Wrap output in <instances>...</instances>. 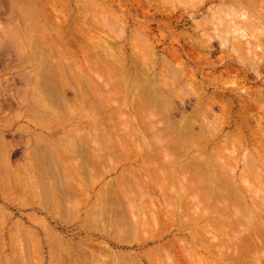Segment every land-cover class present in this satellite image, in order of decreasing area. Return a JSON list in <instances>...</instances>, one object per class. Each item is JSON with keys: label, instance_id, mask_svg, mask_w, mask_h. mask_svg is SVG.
I'll use <instances>...</instances> for the list:
<instances>
[{"label": "rangeland", "instance_id": "1", "mask_svg": "<svg viewBox=\"0 0 264 264\" xmlns=\"http://www.w3.org/2000/svg\"><path fill=\"white\" fill-rule=\"evenodd\" d=\"M232 2L234 4L237 3L234 5ZM233 17L236 18V20H231V18L234 19ZM220 20L223 24L224 22L228 24H224V26L226 25L225 28L228 27V30L226 29L228 33L222 36L223 39L224 35L226 36V42H224V44L220 42L221 38L219 39L215 34V30L217 29L218 31V28L224 30V26ZM88 21L91 24H89ZM98 22L99 24H96ZM209 22H212V25ZM198 23L200 26H196ZM243 23L244 25H251L249 26L251 27V33L249 32L250 35L245 29V32L242 31ZM238 24L241 26L239 27ZM221 25L223 26L222 28ZM214 26L215 29L213 28ZM197 27L199 28L197 29ZM222 30L219 31L222 33ZM89 31H92V33L90 32L89 34ZM245 33H248V35ZM88 34L91 37H89ZM143 41L150 45H146ZM247 41L249 42L248 47L245 44ZM255 42L257 44L258 42L261 43L260 46H256L257 44ZM109 43L110 45H108ZM103 44H105L106 47H104ZM231 44H235L234 46L237 47L236 50H240V53L244 52L240 54L243 58V55H249L247 58L245 57L246 60H248L249 57V59L252 58L251 60H253V62L248 60L250 62H247V64L244 63L242 57L236 55L239 53L234 54L232 52L231 49L232 47L234 48V46ZM254 44H256V48ZM96 46L98 47L96 48ZM140 51L143 52V55ZM173 52L176 55H174ZM248 52L250 53L248 54ZM257 56H259L260 59ZM95 57H97V59ZM98 57H100L99 60ZM239 57L241 60L237 59ZM131 58L133 59L131 60ZM147 58L148 61H146ZM261 58H264V0H0V264H127V262L133 264V261L136 264H166L167 262L169 264H238L235 262L237 261L235 259H238V255L239 258L241 257L240 260L243 257H247L245 260L242 259L244 264H247L245 261L252 263L255 261V264H264V252L258 251L259 254H257V249L254 246V242L256 244H258L257 242L260 243V240H257L259 239L257 238L258 235L260 236L262 232L264 233V224L262 223V221L264 222V217L262 218V216H264V59ZM102 60L103 62H101ZM242 60L243 62H241ZM102 63H105V66L102 65ZM109 63L111 65H109ZM100 64L105 68L108 67L106 69H110L109 72L112 70L110 74H108V70L106 72ZM87 65L89 69L92 67L89 72ZM252 65L253 67H250ZM102 70L104 73L106 72L105 74L111 76L105 77L106 75H103L104 73L101 72ZM119 71H121L120 74ZM173 71H176L178 75L176 76ZM122 75H124V77ZM158 75H160V77ZM114 77L118 79L116 80ZM175 77L178 80L175 79ZM49 78L50 80L54 78L52 80L53 83H48ZM57 78L62 80L63 83ZM109 78L116 81L112 82ZM172 79L176 81L174 82ZM42 80L43 82H41ZM54 80L65 87L59 84L60 87H57V85H55L57 82L55 83ZM108 80L111 81L109 82ZM146 80H150V82L154 84V87H152L153 84L148 86L150 83L147 84L148 81L146 82ZM190 80H192V84ZM46 83L48 86L44 85ZM118 84L119 88H117ZM54 85L55 88H52ZM120 85H122V88ZM189 85H193L192 88H189ZM114 86H116V89ZM197 87H199L201 91ZM86 88L89 92L86 91L87 95L84 91ZM125 88L126 90H124ZM184 88L189 89L190 92ZM182 89L185 91H182ZM52 90L56 92L55 97H52L55 95ZM56 90H58V93ZM81 90L84 92H82L84 95H82ZM90 90H93L92 92L95 94L93 93V95H91ZM144 90L147 92V95L150 94L148 97H146L147 95L145 96L146 93ZM107 92H110L113 98L110 97L111 94L110 96L109 94L107 95ZM229 92L231 93L228 94ZM72 94L74 97L71 96ZM74 94L80 97L77 98ZM141 95L146 97V102H144L145 99H142L143 97L140 98ZM151 95L156 97L155 99H153L154 97L152 98L155 103L158 101L156 104L164 102L162 109L159 107L162 111L156 109L157 105L155 103H150L151 101L149 100L151 99ZM223 95L225 97H223ZM86 96L91 98L88 97V99ZM84 97L86 98L85 100H83ZM158 97H162V99L159 101ZM139 98L143 100L142 102L144 105L147 104V101L150 103L147 104L149 106L155 104V110L153 108L151 110L147 108L144 109ZM51 99L55 100L52 101ZM90 99L94 101L88 102V107H86L85 102ZM111 99L115 103L112 102ZM224 99L228 101V104L226 103L227 101L224 103ZM56 100L57 102L55 105H57V107L52 104ZM50 101L52 102L50 103ZM106 101L108 103H106ZM138 101L143 110L140 109V107L137 108ZM198 101L201 103V106ZM229 101H232L231 103L235 102L229 105ZM102 103H105L104 105L107 107ZM119 104L122 107H118ZM222 104H227L231 107V111L228 110L229 107H227V105L224 107ZM78 105L81 106L79 107ZM70 106H77L80 109L76 107V110V108ZM159 106L161 105L159 104ZM49 107L50 109H48ZM109 107H111V110H109ZM144 107L148 106L145 105ZM224 108H226L229 112L228 114H230L227 115V118L225 114L227 110H223ZM122 109H125L124 112H121L123 111ZM201 109L203 110L201 111ZM46 110L51 111V113ZM148 110H150V112H152V110L154 112L156 111L155 113L153 112L155 114V119L153 118L154 122H152L149 116L150 113H146L149 120H145L144 118L141 119L142 114L145 113V111L148 112ZM133 111L140 115L136 117ZM194 112H197L198 116ZM158 113L162 114V118L168 113V117L163 119H166L167 122L170 120L172 123H178L172 124L169 121L167 128L166 125L164 126L165 122L162 121V118H157L159 116ZM200 113H203V115ZM223 113L225 117L222 115ZM243 113L246 115H243ZM111 114L112 116H110ZM113 115H115V119ZM156 115L158 116L156 117ZM121 116L122 118L125 117V119H122L123 121L119 119ZM126 116L130 117L127 118ZM97 117H99V119ZM128 119H130V121H127ZM158 119L161 121H158ZM218 119L221 120V123H219L220 120ZM136 120L139 121V124L143 120H145L142 122L143 124H145L144 122L150 124L148 128L147 125L142 124L144 126V128L142 127V129H144L142 132L144 134L141 132L142 129H140L141 124L140 126L139 124L137 126L134 125L136 124ZM216 120L218 124L215 123ZM150 121L157 128L160 127L164 129L166 127V130L164 129L166 132L170 125L175 130L178 126L182 128L185 125L186 127L185 121L189 123H187L188 127H184V129H180L179 127L176 129L180 131V135H185V138L180 135V138L179 136H177L178 138H176V136L173 137L170 135L171 129L168 130L170 132H168L169 134L167 133L169 136L167 135L166 140L170 141L165 142V144L171 145L175 143L176 145L179 142L182 144L176 146L172 145L177 149L175 148L174 150L173 148L171 152L175 155L177 150L179 153V155L176 154V159L183 156L187 161V158L189 159L190 156L194 155L191 150H194V152L198 151L192 147L188 148V146V149L184 148L186 144L184 146L182 140L184 139V142L188 141V143H190L189 140H191V138L186 140L188 139L187 135L190 137L189 133L191 134V132H194L199 135L201 134L198 136V138L201 139H198L194 136L197 134L192 133L194 140H191V142L194 141L195 143L193 142L190 145H193V147L198 144V140L201 142L207 136V141L209 140L207 146H209V148L207 146L206 148L209 150L203 152L206 150L205 148L202 153L206 154L207 152L208 154L201 155L200 152V156L197 155V157L195 155V158L197 160L198 158H203V160L206 159L207 161L209 159L210 161H208V164L209 162L212 164L213 162H217V164H213L217 166L214 167V171L217 170L218 172V169L221 168L218 173L221 175V179H223L224 182L232 178V180L230 179L232 183L229 181L228 184L230 185L231 183V185H233L228 187H233L232 189L236 188L235 193L230 190L233 194L228 192V194H225L226 197H223L222 194L224 191L226 189L229 191L223 180V183H221L223 184L222 187L216 186V188L226 189L221 190L222 192H216L218 194L221 193V197H219H223L224 201L229 199L230 203L233 197H238L237 199H233V201L242 207L238 209L242 212H247L245 213L247 216L242 215L243 213H239V215L243 217L237 216L238 218L240 217V220H237V217L234 216L236 219H233V212L238 215V211H234L236 207L233 209L232 213H229V210L231 212L232 210L230 208L233 206L228 208L229 210L227 213H224L222 208L226 209L227 207L220 206L221 208L219 209V206L216 205L217 203H215L214 206H218L219 211L214 208L212 209L213 213H211L212 211L209 205L212 204L213 206V201H215V199L218 200L219 197L214 198V194L217 195V193H211L214 200L210 198L209 192L211 190L209 189V200L213 203L210 201L209 204V200L207 202L201 201L207 204L210 210H207L208 213L204 212L207 219H203L204 217L200 219V216L203 214L201 210H205L204 208L207 206L204 205L205 207H201V210H199L201 214L199 216L196 210L197 208L195 211L193 207L196 203L194 205L191 201L196 198L200 200V197L201 200H204L203 197H205L206 194L203 193V189L207 192L208 190L206 191V188H211L213 186L212 182L210 184V179L209 182L206 180L209 183L208 185L205 178L204 180L202 178L199 180L200 184H196L198 181H194L196 185L193 183V186L196 187H193L192 193L197 192L198 196L199 193H203V195L196 197L197 195L194 193L195 195L190 201L192 195V185L190 184H192L191 182L193 181L189 179V181H191L190 184L189 182L186 183L188 179L185 178L186 180H184V178H182L185 174L182 176L184 172L182 173L181 171L183 170L181 169H183L182 166H190L188 163H191V160L189 159L190 162L188 160V163H186L183 158L182 161L179 158V163H186L185 166H181L182 163L179 166V163H176L179 159H174L175 157L170 155V151H167L166 148L168 145H166L167 147L165 146L166 148L164 147L165 149L163 150L167 151L165 154L169 153L167 156H171L169 159H172V165L168 164V161H166L167 165L171 167L167 169V167L164 166L165 162L163 163L164 167H160L162 165L160 163L154 166V161L151 165H148L147 161L158 156V154L155 153L159 151V147L156 145L158 150L155 149L157 150V152H155L153 147L154 142L157 140L160 146L159 142L163 139V137L162 139L160 137V140L156 138L155 133L157 131L155 132V129L153 130V128H151L154 125ZM156 121L158 122L155 124ZM127 122L128 125L132 123V127L130 125V128L128 127L126 129ZM160 122L163 125H161ZM124 123L126 127L123 125L125 128L123 131L129 129L130 135L135 132L136 136L133 134L128 137L129 135L118 132V129L122 127L119 124ZM226 123L227 125L229 123L228 127ZM181 124L184 125L181 126ZM219 124H221V126ZM112 126H115L116 129H114V127L112 128ZM218 126L220 127L218 128ZM133 127H137L136 129L140 128L136 131ZM109 128L111 129L110 132ZM149 128L154 132L150 135V131L149 135L156 138L155 141L152 139L154 137L151 138L154 141L152 142L153 148L150 145L147 147L145 144L151 142L147 141L150 140V136L146 135V133L148 134L149 132H145V130H149ZM238 128L240 129L237 130ZM116 130H118L117 132L120 134L119 137L121 138L117 137L118 133L115 134ZM158 130V132H165L160 129ZM176 130L173 131V133L177 134L178 132ZM181 130H184V132ZM187 130L191 132H187ZM139 131L140 133H138ZM211 132L216 139L212 136ZM101 133L106 135H102ZM185 133H187V135ZM89 134H91V137ZM100 134L102 137L100 136L101 139L99 140V136L97 135ZM109 134H113L111 135L113 136L112 140H115V137H117L122 143L120 144L119 140L118 142L116 141V144H114L115 142H109L110 146H115L116 148L114 152L113 150L109 152L111 154V160L108 161V159H105V156L101 157V154L97 153L99 148L96 147V145L98 146L100 142L102 143L105 141V136ZM156 134H160L158 137L162 135L164 139L166 138V134ZM240 136H244L243 142L240 140L242 139ZM169 137L173 138L169 139ZM229 137L233 143L230 142L231 140ZM131 138L132 140H129ZM195 138H197V140H195ZM142 140H146V142ZM239 140L242 143L238 142ZM127 141H129L128 144ZM234 141L236 145H234ZM138 143L145 144L146 146ZM122 144H124L121 149L122 151H118V146ZM162 144L163 143H161V145ZM216 144L218 145L216 146ZM125 145L126 147L124 148ZM131 145L133 146L131 147ZM238 145H240V147ZM141 146H143L144 149L147 147L149 150L152 148L151 150H153L155 152L154 154L157 156L154 157L153 155V157L150 156L148 158V155L150 153L152 154L153 151L149 153V151L145 149L148 151L147 153H149L147 155L145 153L146 151L143 150ZM172 146H169L168 149H171ZM178 147L183 150L179 148V151ZM137 149L143 150V155L141 151ZM185 149L188 150V155L185 154ZM189 149L192 154L189 153ZM235 149L237 150L234 151ZM95 152L99 155V159L100 157L101 159L104 158V161L101 159L100 161L99 159L98 161H94L98 158ZM198 153L199 152H197V154ZM220 154L221 156H219ZM92 155L93 157L96 155L97 158L94 159L91 157ZM159 156L155 158V160L157 162L161 161L162 163L163 161ZM206 157H208V159ZM219 157H223V159ZM83 158L85 161H87V158L89 159V165L90 162H96V164H91L90 167ZM90 158L94 159V162ZM219 159H221V162L219 161L220 163L217 161ZM223 160L224 162L222 164ZM156 161L155 163H157ZM169 161L171 162V160ZM174 163H176V165L178 164V166H173ZM227 164L230 165V168L227 167ZM77 165H82L83 167H77ZM221 165L225 166L223 167ZM159 168H166L164 172V169L161 171V174L163 173L162 175L160 174ZM210 168L211 167H207L208 170ZM174 169L177 170L175 171ZM195 169L196 168L191 169L193 171L188 170V174L191 172L194 173L196 171ZM200 169L204 170L203 167H200ZM211 169L214 173L213 168ZM198 170L199 168L197 171ZM166 171L167 173H165ZM197 171L194 174H196ZM220 171L225 172V175L229 176V178L223 173L221 174ZM156 172L159 173L157 174ZM199 173L201 174L202 172H198L196 175L197 179L203 175L200 176ZM218 173L215 174L220 178ZM165 174L166 176H164ZM206 175L204 174L207 179L208 177ZM222 175L228 179H224ZM240 175L244 179L246 178L245 180L248 179L251 183L246 181L245 187V185L241 183L245 180L243 178L241 179ZM175 177H177L176 179H178V177L180 179L175 180ZM187 178H189V176H187ZM193 178L197 180L196 177ZM159 179L160 181H158ZM154 180L155 183H153ZM119 182L120 184H118ZM202 182L211 187H205ZM175 183L178 188L175 187ZM247 183H249V185H247ZM178 184H181L180 187L183 186V188H181V194L183 196L175 193V191H180ZM135 185L137 189L134 190V188H136ZM168 185L169 187H173V189L169 188ZM129 186L131 187L129 188ZM187 187L190 188L187 189ZM249 187L250 189L253 187L252 191L254 189L256 191L254 190L252 194L249 189H246ZM175 188L176 190L174 191ZM139 190H142V192ZM125 191L130 193L129 195L131 197L125 193ZM123 193L127 194L130 199L128 197L124 198ZM178 195L181 197H178ZM188 195H190V199ZM227 195H230L228 199ZM143 196H145V198H143ZM206 197L208 199V196ZM258 197L262 198L260 199ZM187 199H189L188 202L190 203H186ZM259 199L263 203L258 201ZM129 200L130 202L128 203ZM237 200H240V204L245 203V205H240ZM254 202L259 206L262 203L263 206H261L263 210L260 209L258 205H256V207ZM126 203L128 205L135 203L133 205L134 207L132 206L134 209L133 213L131 212L132 209L127 210L130 207L128 208ZM203 203H201V205ZM188 204H190L189 207ZM191 209L194 211L192 210L193 212H191ZM215 210L218 212L214 213ZM152 211L154 212L152 213ZM259 211L263 213H259ZM187 212H191L193 215L195 214L194 217H197L194 218L193 215H189V218H187ZM219 213L222 214V217L225 215L226 225L218 221L220 220V217L218 218V215H220ZM184 214L187 215L181 218ZM229 214L231 217L228 216ZM172 216L173 221L171 220ZM248 217H251V219H247ZM217 218L218 220H216ZM246 220H250V225L252 223L254 228L260 232H255L256 230L254 231L253 227L249 228V231H247L248 229L244 226V229L241 228L245 222L247 223ZM152 221H154V223H152ZM207 221L208 224H210L209 226L206 224ZM241 221L243 224H241ZM235 222V226L237 227L233 225ZM179 224L180 227L177 226ZM228 224L230 225L229 228H233V230H229ZM212 225L214 226L212 227ZM214 227H216V229L218 227L220 228H218L217 231H221V229H224V231L216 235L217 232H214L216 231ZM234 229L237 232H234ZM250 231L257 234V239L251 235L257 242L256 240L254 242H248L247 246H244L246 244H242L243 248L241 249L244 250L245 248L246 250L244 252H246L250 247L254 246L255 249L253 247V249L250 250V252L253 253L248 254L246 252L244 256L242 254H236L237 251H242L239 245L241 243L237 241L240 240L239 242H242L241 239L246 236L247 232L250 234ZM224 232L226 233L224 234ZM253 232L251 234H253ZM233 233L235 235L233 236V238L235 237L234 239L230 236ZM195 234H199L197 236H203L204 240L200 238V240L202 239V241H204V243L201 241L203 244H201L200 240H197L199 239L198 237L196 239ZM210 234H213L215 239L218 238L217 240L219 241L214 240V236L212 235V237ZM261 238V241H263L264 235H262ZM222 244L223 246L226 244L225 246H227V248L229 247L228 249L230 252L227 248L225 249ZM250 244H252V246ZM182 245L184 249L185 247L187 248L184 252L181 250V248L183 249ZM214 247L215 250L219 248L218 251H224V253H217V250L215 252V250L212 249ZM234 247L235 249L233 250ZM222 248H224V250ZM164 251H166L165 253L168 255L164 254ZM233 251L236 252L232 253ZM161 252L162 255L164 254L165 256L163 255L162 257ZM214 252L216 256L214 255L212 257V253ZM184 253H187L186 256ZM254 253H256V257ZM232 254H236V257H233L234 255L232 256ZM188 256L189 259L193 258L192 260L194 263L192 260L187 259ZM259 257H261V260ZM249 262L248 264H252Z\"/></svg>", "mask_w": 264, "mask_h": 264}, {"label": "bare ground", "instance_id": "2", "mask_svg": "<svg viewBox=\"0 0 264 264\" xmlns=\"http://www.w3.org/2000/svg\"><path fill=\"white\" fill-rule=\"evenodd\" d=\"M174 1H175V0H174ZM177 3H178V2H177ZM229 3H230V2H229ZM236 3H237V2H236ZM236 3H235V4H236ZM232 4H234V3L232 2ZM235 4H234V5H235ZM237 5H240V4H237ZM92 7H93V6H92ZM241 7H242V6H241ZM141 8H142V7H141ZM141 8H140V9H141ZM91 9H92V8H91ZM92 11H93V10H92ZM145 13H146V12H145ZM93 14H94V13H93ZM224 14H226V13H224ZM227 14H228V13H227ZM234 14H235V13H234ZM123 15H124V13H123ZM228 15H229V14H228ZM99 16H100V15H99ZM104 16H105V15H104ZM214 16H215V15H214ZM232 16H233V15H232ZM232 16H231V17H232ZM93 17H95V16H93ZM93 17H92V18H93ZM100 17H101V16H100ZM102 17H103V16H102ZM114 17H115V16H114ZM212 17H213V16H212ZM229 17H230V15H229ZM244 17H245V16H244ZM106 18H107V17H106ZM233 18H234V17H233ZM83 19H84V18H83ZM83 19H82V20H83ZM225 19H226V16H225ZM88 20H89V19H88ZM206 20H207V19H206ZM206 20H205V21H206ZM209 20H210V19H209ZM212 20H213V19H212ZM227 20H228V19H227ZM231 20H236V18H234V19L231 18ZM246 20H247V19H246ZM91 21H93V20H91ZM106 21H107V20H106ZM123 21H125V20H123ZM205 21H204V23H205ZM213 21H214V20H213ZM217 21H218V20H217ZM217 21H216V22H217ZM207 22H208V20H207ZM207 22H206V23H207ZM220 22H221V20H220ZM228 22H229V21H228ZM88 23L91 24L89 21H88ZM102 23H103V22H102ZM105 23H106V22H105ZM105 23H104V24H105ZM209 23H210V22H209ZM211 23H212V22H211ZM211 23H210V24H211ZM221 23H222V22H221ZM221 23H220V24H221ZM237 23H238V21H237ZM237 23H235V24H237ZM248 23H249V22H248ZM89 24H88V25H89ZM96 24H99V22L96 23ZM207 24H208V23H207ZM215 24H217V23H215ZM215 24H213V25H215ZM222 24H223V23H222ZM224 24H226V23L224 22ZM224 24H223V26H224ZM262 24H263V23H262ZM100 25H101V23H100ZM195 25H196V24H195ZM208 25H209V24H208ZM211 25H212V24H211ZM218 25H219V24H218ZM226 25H228V24H226ZM226 25H225V26H226ZM238 25H239V27L241 26L240 24H238ZM252 25H253V24H252ZM92 26H93V24H92ZM111 26H112V25H111ZM124 26H125V25H124ZM196 26H200L199 23H198ZM215 26H216V25H215ZM215 26L213 27L214 29H215ZM223 26L221 25V28H222ZM225 26L223 27L224 30L219 29V28L216 26V27L218 28V31H219V30H220V31L222 30V33H221L220 31H219V33H218L217 29L215 30V31H216L215 34L218 36L219 39L221 38V39H220V40H221L220 42L223 43V44H224V42H226V41H225L226 36L224 35V39H223L222 36H223V34H227V33H228V32L226 31V29L228 30V27L225 28ZM249 26H251V25L249 24ZM249 26H248V25H244V23H243V29H242V31H243V32L248 31V33H249V32L251 33V30H250L251 27H249ZM86 27H87V26H86ZM89 27H90V26H89ZM211 27H212V26H211ZM230 27H231V26H230ZM244 27H245V28H244ZM110 28H111V27H110ZM125 28H126V27H125ZM198 28H199V27H197V29H198ZM205 28H206V27H205ZM252 28H253V27H252ZM86 29H87V28H86ZM191 29H192V28H191ZM197 29H196V30H197ZM214 29H213V30H214ZM244 29H245V31H244ZM87 30H88V29H87ZM87 30H86V31H87ZM108 30H110V29H108ZM133 30H134V29H133ZM210 30H211V29H210ZM229 30H230V29H229ZM83 31H84V30H83ZM223 31H224L225 33H224ZM239 31H240V30H239ZM90 32L92 33V31H89V34H90ZM105 32H106V31H105ZM112 32H113V31H112ZM122 32H123V30H122ZM197 32H198V31H197ZM252 32H253V31H252ZM254 32H255V29H254ZM236 33H237V32H236ZM248 33H245V34L248 35ZM250 33H249V35H250ZM89 34H88V35H89ZM218 34H219V35H218ZM91 35H92V34H91ZM106 35H107V34H106ZM121 35H122V34H121ZM121 35H120V36H121ZM132 35H133V34H132ZM137 35H138V34H137ZM205 35H206V34H205ZM229 35H230V34H229ZM238 35H239V34H238ZM243 35H244V34H243ZM252 35H253V34H252ZM252 35H251V36H252ZM219 36H220V37H219ZM244 36H246V35H244ZM251 36H250V37H251ZM89 37H91V36L89 35ZM107 37H108V36H107ZM109 37H110V36H109ZM118 37H119V35H118ZM133 37H134V35H133ZM215 37H216V36H215ZM227 38H228V37H227ZM241 38H242V36H241ZM97 39H98V38H97ZM104 39H105V38H104ZM144 39H145V38H144ZM222 39H223V42H222ZM245 39H247V38H245ZM248 39H249V38H248ZM101 40H102V39H101ZM119 40H120V37H119ZM130 40H131V39H130ZM130 40H129V41H130ZM99 41H100V39H99ZM147 41H148V40H147ZM228 41H229V40H228ZM238 41H239V40H238ZM143 42H145V41H143ZM236 42H237V41H236ZM103 43H105V42H103ZM107 43H108V41H107ZM107 43H106V44H107ZM110 43H111V42H110ZM110 43H109L108 45H110ZM238 43H239V42H238ZM244 43H245V42H244ZM255 43H256V42H255ZM112 44H113V43H112ZM132 44H134V43H132ZM145 44H146V42H145ZM148 44H149V43H148ZM148 44H146V45H148ZM225 44H226V43H225ZM245 44L247 45V47L249 46V45H248V44H249L248 41H247V43H245ZM256 44H257V43H256ZM256 44H254V47H255ZM260 44H261V43L258 42V44H257L256 46H258V45L260 46ZM103 45H104V47H106L105 44H103ZM149 45H150V44H149ZM151 45H152V44H151ZM231 45H233V44H231ZM234 45H235V44H234ZM234 45H233V46H234ZM242 45H243V44H242ZM252 45H253V44H252ZM137 46H138V44H137ZM238 46H239V44H238ZM259 46H258V47H259ZM97 47H98V46H96V48H97ZM113 47H114V46H113ZM126 47H127V46H126ZM143 47H144V46H143ZM235 47H236V46H234V48H235ZM243 47H244V46H243ZM102 48H103V47H102ZM119 48H120V47H119ZM136 48H137V47H136ZM234 48L232 47V49H231L232 52H233L234 54H235V53H239V54H236V55L239 56L240 54H243V53H244L243 51H242L243 53H240V50L237 51V50H236L237 47H236L235 49H234ZM239 48H240V47H239ZM255 48H256V47H255ZM255 48H254V50H255ZM77 49H78V48H77ZM103 49H105V48H103ZM107 49H108V48H107ZM109 49H110V48H109ZM171 49H172V48H171ZM247 49H248V48H247ZM258 49H259V48H258ZM101 50H102V49H101ZM142 50H143V49H142ZM173 50H174V49H173ZM242 50H245V49H242ZM249 50H250V48H249ZM79 51H80V50H79ZM105 51H106V50H105ZM246 51H247V50H246ZM108 52H109V50H108ZM140 52H142V51H140ZM145 52H146V51H145ZM151 52H152V51H151ZM104 53H105V52H104ZM117 53H118V52H117ZM168 53H169V52H168ZM171 53H172V52H171ZM173 53H174V52H173ZM249 53H250V52H248V54H249ZM149 54H150V53H149ZM246 54H247V52H246ZM97 55H98V54H97ZM142 55H143V52H142ZM144 55H145V54H144ZM146 55H147V54H146ZM174 55H176V54L174 53ZM81 56H82V55H81ZM95 56H96V55H95ZM243 56H244V58L242 57V55H240V57H242V59L244 60V63L247 64V62H250V61L253 62V60H251L252 58L249 59V57H248V60H250V61L246 60L247 56H249V55H247V56H246V55H243ZM251 56H252V55H251ZM83 57H84V56H83ZM140 57H141V56H140ZM162 57H163V55H162ZM180 57H181V56H180ZM240 57L237 58V59L241 60ZM245 57H246V58H245ZM257 57L259 58V56H257ZM257 57H256V58H257ZM260 57H261V56H260ZM95 58L97 59V57H95ZM99 58H100V57H98V60H99ZM141 58H142V57H141ZM82 59H85V58H82ZM93 59H94V58H93ZM96 59H95V60H96ZM101 59H102V58H101ZM116 59H118V58H116ZM132 59H133V58H131V60H132ZM259 59H260V58H259ZM261 59H264V58H261ZM98 60H97V61H98ZM121 60H122V59H121ZM124 60H125V59H124ZM131 60H130V61H131ZM243 60H242L241 62H243ZM245 60H246V61H245ZM118 61H119V60H118ZM146 61H148V58H147ZM166 61H167V60H166ZM178 61H179V60H178ZM83 62H84V60H83ZM83 62H82V63H83ZM85 62H86V61H85ZM99 62H100V61H99ZM99 62H98V63H99ZM101 62H103V60H102ZM101 62H100V63H101ZM105 62H107V61H105ZM150 62H151V61H150ZM167 62H168V61H167ZM252 62H251V63H252ZM98 63H97V64H98ZM117 63H118V62H117ZM135 63H136V62H135ZM174 63H175V62H174ZM257 63H258V62H257ZM86 64H87V63H86ZM86 64H85V65H86ZM90 64H92V63H90ZM104 64H105V63H104ZM104 64L102 63V65H104ZM107 64H108V63H107ZM145 64H146V63H145ZM150 64H151V63H150ZM167 64H168V63H167ZM177 64H178V63H177ZM93 65H94V64H93ZM100 65H101V64H100ZM102 65H101V66H102ZM109 65H111V64L109 63ZM109 65H107V66H109ZM119 65H121V64H119ZM132 65H133V64H132ZM170 65H171V64H170ZM170 65H169V67H170ZM175 65H176V64H175ZM104 66H105V65H104ZM104 66H102V67L104 68V70H106V72H107V70H108V72H109L110 69H106V68H108V67L105 68ZM133 66H134V65H133ZM166 66H167V65H166ZM177 66H178V65H177ZM254 66H255V65H254ZM85 67H86V66H85ZM87 67H88V65H87ZM87 67H86V68H87ZM110 67H111V66H110ZM118 67H119V66H118ZM121 67H122V66H121ZM121 67H120V68H121ZM147 67H148V66H147ZM149 67H150V66H149ZM172 67H173V66H172ZM172 67H171V68H172ZM250 67H253V65L250 66ZM255 67H256V66H255ZM134 68H135V66H134ZM167 68H168V67H167ZM178 68H180V67H178ZM87 69H89V67H88ZM90 69H92V67H90ZM90 69L88 70V72L90 71ZM154 69H155V68H154ZM154 69H153V70H154ZM164 69H165V68H164ZM173 69H174V67H173ZM118 70H122V69H118ZM123 70H124V69H123ZM135 70H136V69H135ZM167 70H168V69H167ZM171 70H172V69H171ZM178 70H179V69H178ZM84 71H85V70H84ZM91 71H92V70H91ZM111 71H112V70H111ZM111 71H110V72H111ZM136 71H137V70H136ZM151 71H152V70H151ZM162 71H163V70H162ZM179 71H180V70H179ZM85 72H86V71H85ZM92 72H95V71H92ZM92 72H91V73H92ZM101 72H103V70H102ZM106 72H105V73H106ZM110 72H109L108 74H110ZM145 72H146V71H145ZM171 72H172V71H171ZM173 72H175L176 76L178 75V74L176 73V71H173ZM95 73H96V72H95ZM95 73H94V74H95ZM103 73H104V72H103ZM105 73L103 74V75H106L105 77L109 76V75H107V74H105ZM120 73H121V71H119V74H120ZM159 73H160V71H159ZM179 73H180V72H179ZM54 74H55V73H54ZM92 74H93V73H92ZM170 74H171V73H170ZM182 74H183V73H182ZM62 75H63V74H62ZM162 75H163V74H162ZM166 75H167V74H166ZM173 75H174V74H173ZM57 76H58V75H57ZM95 76H96V75H95ZM110 76H111V75H110ZM110 76H109V77H110ZM116 76H117V75H116ZM118 76H119V75H118ZM122 76L124 77V75H122ZM158 76L160 77V75H158ZM163 76H164V75H163ZM171 76H172V74H171ZM88 77H89V76H88ZM191 77H192V76H191ZM54 78H55V77H54ZM54 78H52L51 80H50V78H49V79H48V80H49L48 83H51V82L53 83L52 80H53ZM119 78H120V77H119ZM178 78H179V77H178ZM180 78H181V75H180ZM189 78H190V76H189ZM55 79H56V78H55ZM57 79H58V78H57ZM60 79H61V77H60ZM60 79H58V80H60ZM62 79H63V76H62ZM87 79H88V78H87ZM109 79H111V78H109ZM114 79H116V78L114 77ZM114 79H113V80L111 79L112 82H113V81H116L118 78H117L116 80H114ZM141 79H142V78H141ZM141 79H140V80H141ZM149 79H150V78H149ZM156 79H157V78H156ZM160 79H161V78H160ZM175 79H177V78L175 77ZM89 80H90V78H89ZM111 80H108V81L110 82ZM122 80H123V79H122ZM152 80H153V79H152ZM152 80H151V81H152ZM162 80H163V79H162ZM172 80H173V79H172ZM177 80H178V79H177ZM181 80H182V79H181ZM44 81H45V80H44ZM60 81H61V83H63L62 80H60ZM118 81H119V80H118ZM143 81H144V80H143ZM147 81H148V80H146V82H147ZM173 81H174V80H173ZM173 81H172V82H173ZM175 81H176V80H175ZM175 81H174V82H175ZM41 82H43V80H42ZM54 82L56 83L57 81L54 80ZM87 82H88V81H87ZM140 82H141V81H140ZM169 82H170V81H169ZM174 82H173V84H174ZM190 82H191V84H192V80H190ZM92 83H94V82H92ZM149 83H150V85H148V86H151V85L153 84L152 82H150V80L148 81L147 84H149ZM154 83H155V81H154ZM164 83H165V80H164ZM185 83H186V82H185ZM58 84H59V82H57L55 85H57V87H58V86L60 85V84H59V85H58ZM87 84H89V83H87ZM122 84H123V83H122ZM145 84H146V83H145ZM42 85H43V84H42ZM44 85H47V83L44 84ZM44 85H43V87H44ZM51 85H52V84H51ZM55 85H54V87L52 86V88H55ZM91 85H92V84H91ZM174 85H175V84H174ZM186 85H187V83H186ZM47 86H48V85H47ZM60 86H64V85H60ZM60 86H59V87H60ZM116 86H117V85H116ZM116 86H114L115 89H116ZM190 86H191V85H189V88H192L193 85H192L191 87H190ZM45 87H46V86H45ZM64 87H65V86H64ZM120 87L122 88V85H120ZM142 87H144V86H142ZM152 87H154V84L152 85ZM181 87H182V86H181ZM185 87H186V86H185ZM187 87H188V86H187ZM117 88H119V84H118V87H117ZM197 88H199V87H197ZM202 88H203V87H202ZM56 89H58V88H56ZM61 89H62V87H61ZM63 89H64V88H63ZM69 89H70V88H69ZM143 89H144V88H143ZM145 89H146V88H145ZM155 89H156V88H155ZM180 89H181V88H180ZM184 89H186V88H184ZM184 89H182V91H183ZM101 90H102V89H101ZM120 90H121V89H120ZM124 90H126V88H125ZM186 90H189V89H186ZM191 90H192V89H191ZM197 90H198V89H197ZM197 90H196V91H197ZM199 90H200V88H199ZM40 91H41V90H40ZM52 91H53V90H52ZM56 91H57V93H58V90H56ZM73 91H74V90H73ZM84 91L86 92V91H87V88H86V90H84ZM92 91H93V90H92ZM92 91L90 90V94H91V95H93V93H94V92H92ZM144 91H145V90H144ZM144 91H143V92H144ZM149 91H150V90H149ZM184 91H185V90H184ZM196 91H195V92H196ZM200 91H201V90H200ZM53 92H54V91H53ZM53 92H51V93H53ZM64 92H65V89H64ZM82 92H83V91L81 90V93H82ZM87 92H88V91H87ZM87 92H86V95H87ZM91 92H92V93H91ZM112 92L115 93L114 91H112ZM179 92H180V91H179ZM189 92H190V90H189ZM192 92H193V91H192ZM227 92H228V91H227ZM227 92H226V93H227ZM54 93H55V95L52 96V97H55V96H56V92H54ZM70 93H71V91H70ZM74 93H75V92H74ZM83 93H84V92H83ZM83 93H82V95H84ZM88 93H89V92H88ZM145 93H146V94H145V96H146V95H147V92L145 91ZM186 93H188V92H186ZM196 93H197V92H196ZM230 93H231V92H229L228 94H230ZM75 94H77V93H75ZM75 94H74V95H75ZM78 94H79V92H78ZM90 94H89V95H90ZM94 94H95V93H94ZM108 94H109V96H110L111 93H110V92H109V93L107 92V95H108ZM222 94H223V93H222ZM232 94H233V93H232ZM91 95H90V96H91ZM107 95H106V96H107ZM142 95H144V94H142ZM142 95L140 96V98L143 97L142 99H143V100L145 99L144 102H146V100H147L146 97H148L150 94H148L146 97H145V96H142ZM157 95H158V93H157ZM196 95H197V94H196ZM71 96H73V94H72ZM75 96H77V95H75ZM112 96H113V95L111 94L110 97H112ZM197 96H198V95H197ZM197 96H196V97H197ZM227 96H228V95H227ZM235 96H237V95H235ZM52 97H51V98H52ZM73 97H74V96H73ZM79 97H80V96L78 95L77 98H79ZM88 97H89V96H88ZM88 97L86 96V98H88ZM110 97H109V98H110ZM153 97H154V95H151V99L149 100V101H151L150 103H152V104L155 103V101H154L153 99L156 98V97H154V98H153ZM159 97H160V96H159ZM159 97H158V99H159V101H160V99H162V97H161V98H159ZM223 97H225V96L223 95ZM49 98H50V97H49ZM57 98H59V97H57ZM86 98L84 97L83 100H85ZM89 98H91V97H89ZM89 98H88V99H89ZM112 98H113V97H112ZM140 98H139V99H140ZM152 98H153V99H152ZM198 98L201 99L200 97H198ZM198 98H197V99H198ZM237 98H238V97H237ZM55 99H56V98H55ZM55 99H53V100H55ZM102 99H103V98H102ZM107 99H108V98H107ZM226 99H227V98H226ZM230 99H231V98H230ZM233 99H234V98H233ZM239 99H240V98H239ZM239 99H238V100H239ZM255 99H256V98H255ZM51 100H52V99H51ZM53 100H52V101H53ZM57 100H59V99H57ZM57 100H56L55 102L52 103V104H53L54 106H56V107H57V105H55V104H56ZM111 100H112V99H111ZM143 100L140 99L141 102H142ZM235 100H236V99H235ZM52 101H50V103H51ZM90 101L92 102V101H94V100H93V99H92V100L90 99L89 101L85 102V103H86V107H88V106H87V103L90 102ZM99 101H100V100H99ZM152 101H153V102H152ZM163 101H164V100H163ZM222 101H223V98H222ZM226 101H227V100L224 99V103H225ZM232 101H233V100H232ZM232 101H229V102H230L229 105H231V104H233V103L235 102V101H234L233 103H231ZM45 102H47V101H45ZM104 102H105V101H104ZM110 102H111V101H110ZM110 102H109V103H110ZM112 102H114V101L112 100ZM200 102H201V101H200ZM239 102H240V101H239ZM239 102H238V103H239ZM93 103H94V102H93ZM106 103H108V102L106 101ZM114 103H115V102H114ZM136 103H137V102H136ZM139 103H140V102L138 101V105H137V104H134V105H137V106H138L137 108L140 107V109H142V107H143L144 109L147 108V109H150V110H151L152 108L155 110L154 107L157 105L156 109H157L158 111H162L161 109H162V105H163L164 102H163V103L159 102V104L161 105V106H159V104H156V103H158V101H156V103H155L156 105H155V104H154L153 106L151 105V106H152V107H151V106L147 105V104H150V103H148V101H147V104H145V105L148 106V107H151V108L144 107L145 105L143 104V102L141 103V104H143L142 107H141V106H140L141 104H139ZM165 103H166V102H165ZM198 103H199V101H198ZM224 103H223V104H224ZM226 103L228 104V101H227ZM257 103H258V102H257ZM102 104H103V103H102ZM104 104H105V103H104ZM104 104H103V105H104ZM200 104H201V103H199V105H200ZM223 104H222V105H223ZM227 104H225V105H223V106L225 107ZM258 104H259V103H258ZM47 105H48V104H47ZM103 105H101V106H103ZM109 105H110V104H109ZM116 105H117V103H116ZM199 105H198V106H199ZM239 105H240V103H239ZM248 105H249V104H248ZM250 105H251V104H250ZM66 106H67V105H66ZM78 106H79V105H78ZM80 106H81V105H80ZM80 106H79V107H80ZM104 106H105V105H104ZM120 106H121V105L119 104L118 107H120ZM198 106H197V107H198ZM200 106H201V105H200ZM200 106H199V107H200ZM204 106H205V105H204ZM206 106H207V105H206ZM234 106H235V105H234ZM70 107L76 108L77 106H75V107H74V106H70ZM105 107H107V106H105ZM121 107H122V106H121ZM135 107H136V106H135ZM159 107H161V109H160ZM199 107H198V108H199ZM227 107H229V106L227 105ZM232 107H233V106H232ZM77 108H78V107H77ZM77 108H76V110H77ZM110 108H111V107H109V110H111ZM198 108H197V109H198ZM200 108H201V107H200ZM44 109H45V108H44ZM48 109H50V107H49ZM51 109H52V107H51ZM78 109H80V108H78ZM87 109H89V108H87ZM127 109H128V108H127ZM159 109H160V110H159ZM197 109H196V110H197ZM204 109H205V107H204ZM225 109H226V108H224L223 110H225ZM230 109H231V107L228 108L229 111H231ZM248 109H249V108H248ZM122 110H123V111H121V112H124L125 109H122ZM130 110H131V109H130ZM142 110H143V109H142ZM150 110H148V112L145 111V113H143L145 116L142 114V118H141V119L144 118L145 120H147V119H148V115H146V113H148V114L150 113L149 116L151 117L152 122H154V121H153V120L155 119V118H154V115H155L154 113H155L156 111L154 112V111L152 110V112H150ZM202 110H203V109H201V111H202ZM226 110H227V109H226ZM228 110H227V112L224 111L225 114H226V118L228 117L227 115H230V114H228V113H229ZM46 111H49V110H46ZM127 111H128V110H127ZM127 111H126V112H127ZM232 111H233V110H232ZM74 112H75V111H74ZM107 112H108V110H107ZM118 112H120V111H118ZM126 112H125V113H126ZM133 112H134V111H133ZM153 112H154V113H153ZM167 112H169V111H167ZM198 112H199V111H198ZM238 112H240V111H238ZM49 113H51V111H49ZM49 113H48V114H49ZM52 113H53V112H52ZM76 113H77V112H76ZM111 113H112V112H111ZM125 113H124V114H125ZM134 113H135V112H134ZM151 113H153V114H151ZM159 113H161V112H159ZM159 113H158V114H159ZM194 113L197 114V112H194ZM203 113H204V111H203ZM203 113H200V114L203 115ZM245 113H246V111H245ZM81 114H82V113H81ZM119 114L122 115V116H124V115L121 114V113H119ZM127 114H128V113H127ZM135 114H136V115H135L136 117H138V116L140 115V114H137V113H135ZM156 114H157V113H156ZM162 114H163V112H162ZM162 114H159V116L156 115V117L158 116L157 118H160V117L162 118ZM164 114H166V113H164ZM231 114H232V113H231ZM43 115H44V113H43ZM130 115H131V114H130ZM152 115H153V116H152ZM160 115H161V116H160ZM222 115H224V113H223ZM243 115H246V114L243 113ZM263 115H264V114H263ZM102 116H103V115H102ZM110 116H112V114H111ZM122 116H121L119 119H121V120H122V119H125V117L122 118ZM197 116H198V114H197ZM254 116H255V115H254ZM257 116H258V115H257ZM261 116H262V115H261ZM100 117H101V116H100ZM106 117H107V116H106ZM113 117H114V119H115V115H113ZM117 117H118V116H117ZM126 117H127V116H126ZM129 117H130V116H128L127 118H129ZM165 117H168V113H167L166 116L164 115L163 118H165ZM199 117H200V115H199ZM202 117H203V116H202ZM224 117H225V115H224ZM97 118L99 119V117H97ZM103 118H104V117H103ZM132 118H133V117H132ZM139 118H140V117H139ZM139 118H136V119H139ZM153 118H154V119H153ZM163 118H162V121L166 123V122H167L166 119H163ZM263 118H264V117H263ZM110 119H111V118H110ZM110 119H109V120H110ZM116 119H117V118H116ZM133 119H134V118H133ZM151 119H150V120H151ZM202 119H203V118H202ZM224 119H225V118H224ZM224 119H223V121H224ZM117 120H118V119H117ZM145 120H143V121H145ZM148 120H149V119H148ZM164 120H165V121H164ZM218 120H220V119H218ZM226 120H227V119H226ZM103 121H104V120H103ZM112 121H113V119H112ZM122 121H123V120H122ZM122 121H121V122H122ZM127 121H130V119H128ZM136 121H137V120H136ZM136 121H135L136 124H134V122H133V124L137 126V125L139 124V121H137V122H136ZM143 121H142V122H143ZM158 121H161V120L158 119ZM158 121H156L155 124H156ZM169 121H170V120H168V122H169ZM181 121H182V120H181ZM186 121H187V120H186ZM186 121H185V124L187 125L186 127H188V124H189V123L187 122V123H188V124H187ZM189 121H190V120H189ZM101 122H102V121H101ZM121 122H119V123H121ZM142 122H140V124H141V128L139 127L140 129H142V127L144 128L143 125H147V128L149 127L148 125H150V124H147L146 122H144L145 124H143ZM150 122H151V121H150ZM152 122H151V123H152ZM168 122H167L166 124L164 123V126L166 125L167 128H168ZM205 122H206V121H205ZM103 123H104V122H103ZM111 123H112V122H111ZM160 123H161V122H160ZM160 123H158V124H160ZM170 123H172V121H170ZM173 123H174V122H173ZM173 123H172V124H173ZM176 123H178V122H176ZM176 123H174V124H176ZM182 123H184V122H182ZM215 123L218 124V121L216 120ZM219 123H221V120L219 121ZM222 123H223V122H222ZM231 123H232V122H231ZM231 123H230V124H231ZM96 124H97V123H96ZM104 124H105V123H104ZM112 124H113V123H112ZM112 124H111V125H112ZM131 124H132V123H130V124L128 125V122H127V127H126V124H125V123H124V124H119V125L122 126V127H120V128L118 129L119 131L116 130L115 134L118 133V132H121V133H125V135H129L128 137L132 136L133 134H135V132H134V133H131V135H130V133H129L130 130H129V129H128L129 131H128V130H125V131H127V132L123 131V129H125L124 126H125L126 129H127L128 127L130 128V125H131ZM140 124H139V126H140ZM142 124H143V125H142ZM152 124H153V123H152ZM200 124H201V123H200ZM113 125H114V124H113ZM123 125H124V126H123ZM134 125H133V126H134ZM153 125H154V124H153ZM161 125H163V124L161 123ZM161 125H160V126H161ZM182 125H184V124H181V126H182ZM201 125H202V124H201ZM201 125H200V126H201ZM206 125H207V124H206ZM219 125L221 126V124H219ZM226 125H227V123H226ZM228 125H229V123H228ZM228 125H227V127H228ZM232 125H233V124H232ZM239 125H240V124H239ZM84 126H85V125H84ZM115 126H117V125H115ZM115 126H112V128L114 127V129H116ZM154 126H155V125H154ZM154 126H152L151 128H153V130L155 129V132L157 131L156 133H161V134H163V135L166 134V138L164 139V136H162V135L158 137V135H160V134H156V133H155L156 138H158V140H160V137H161V139H162V137H163V139H164V140L162 139V140L159 142V144H160V146H159L157 140H156L157 144H156V142H154L156 138H155L154 136H150V135H152V132H153V131H152L151 128H149V130H145V132H146V131L149 132L148 134L146 133V135H149V134H150V131H151V134L149 135L150 137L147 136V137L150 138V140H147V141H149V142L151 141V142L148 143V144H147V143H145V144L147 145V147H149V145L152 147V146H153V145H152V144H153L152 142H154V146H153V147H154V150L157 149V147H159V148H158V149H159V151H158L159 153L157 152L158 149L155 150V152H157V153H155L153 150H151L153 147L150 148V150L147 149V147H146L145 149H147V150L149 151V153H150V151H153L152 154H151V153L149 154V153H147L148 151L145 150L143 146H141V147H143V150L146 151L145 153H146L147 155L149 154V155H148V158H149L150 156L153 157V155H154V157L157 156V155H155V154H158V156H159V154H160L159 158L162 159V161H163L162 163H161V161H160V162H159V161L157 162V161L155 160V158H158V156H157V157H155V158H152V159H151L152 161H151V160H150V161H147L148 165H149V164L151 165V164L153 163V161H154V163H153V165L155 164L154 166H157V164L160 163V164H162L160 167H162V166H163V163L165 162V165H164V166H166L167 169H168V167H171V166H170V165H167V163H168V164L173 163V162H172V159H169V158H171V156H173V157H175L174 159H176V154L179 155V153L177 152V150H176V154H175V155L171 152V150L173 151V148H174L173 146L179 145V144H181V143L178 141L179 143L176 144V145H175V143H172L171 145H170V144L168 145V144H165V142L170 141V140H166V139H167V135L169 134L168 132H170V131H171V134H170V135H172L173 137L176 136V138H178L177 136L180 135V134H179L180 131H179V130L177 131L176 129H178L179 126L175 129V130L178 132V133L176 132L177 134L173 133V131H175V130L171 127V125H170L171 128L169 127V129H171V130L168 131L169 129H167V132L165 131V130H166V127L164 128V129H165V130H164V129L160 128L159 126H158L159 128H157L156 126H155V128H154ZM189 126H190V125H189ZM220 126H218V128H219ZM85 127H86V126H85ZM131 127H132V125H131ZM145 127H146V126H145ZM161 127H162V126H161ZM184 127H185V125H184L182 128H180V127H179V128H180V129H184ZM186 127H185V128H186ZM191 127H192V125H191ZM202 127H203V126H202ZM238 127H239V126H238ZM256 127H257V126H256ZM121 128H122V129H121ZM133 128H134V127H133ZM136 128H137V127H136ZM136 128H134V130H136V131L139 130V128H138V129H136ZM147 128H146V129H147ZM213 128H214V127H213ZM79 129H80V128H79ZM79 129H78V130H79ZM109 129H110V128H109ZM120 129H121V131H120ZM150 129H151V130H150ZM156 129H157V130H156ZM158 129H160V130L162 129V130L165 131V132H158V131H159ZM187 129H189V128H187ZM216 129H217V128H216ZM228 129H229V128H228ZM235 129H236V128H235ZM235 129H234V130H235ZM239 129H240V128H238L237 130H239ZM162 130H161V131H162ZM189 130H190V129H189ZM189 130H187V132H191V131H189ZM220 130H221V129H220ZM110 131H111V129L109 130V132H110ZM117 131H118V132H117ZM122 131H123V132H122ZM142 131H144V129H142L141 132H142ZM181 131L184 132V130H181ZM185 131H186V130H185ZM218 131H219V130H218ZM218 131H216V132H218ZM79 132H80V131H79ZM112 132H113V131H112ZM131 132H133V131H131ZM200 132H201V130H200ZM233 132H235V131H233ZM106 133H107V132H106ZM128 133H129V134H128ZM136 133H137V132H136ZM138 133H140V131H139ZM142 133H143V132H142ZM153 133H154V132H153ZM167 133H168V134H167ZM192 133H193V134H197V133L191 132V134H192ZM211 133H212V132H211ZM231 133H232V132H231ZM101 134H102V135H106V134H103V133H101ZM101 134H100V135H97V136H99V140H100L101 137H102ZM115 134H114V135H115ZM118 134H119V133H118ZM118 134H117V137L120 136V134H119V135H118ZM143 134H144V133H143ZM173 134H174V135H173ZM185 134L187 135V133H185ZM191 134L189 133L190 137L187 135L188 139H186V140H189V138H191V140H194V139H193L194 136H196V137L198 138V136L201 135V134H200V135L197 134V135H194V136H193V134H192V135H191ZM209 134H210V133H209ZM217 134H218V133H217ZM217 134H216V135H217ZM237 134H238V133H237ZM240 134H242V133H240ZM109 135H110V136H109ZM109 135H108V136H105V141L101 140V141H103V142L101 143V142L99 141V142H100L99 145H98V146L96 145V147L99 148L98 151L96 150L97 153H98V154L100 153V154H101V155H100L101 157L105 156V157H106L105 159H108V161L111 160V159H110L111 154H110L109 152H111L112 150H113V152H114V149L116 148L115 146H113V147L110 146V145H109V142H111V143H114V142H115L114 144H116V141L118 142V140H119V142H120V139H118L117 137H115V140H112L113 136H111V135H113V134H109ZM123 135H124V134H123ZM137 135H138V134H137ZM153 135H154V134H153ZM219 135H220V134H219ZM232 135H233V134H232ZM89 136L91 137V134H89ZM100 136H101V137H100ZM115 136H116V135H115ZM135 136H136V134H135ZM168 136H169V135H168ZM180 136L182 137L183 135H180ZM180 136H179V138H180ZM192 136H193V137H192ZM202 136H203V135H202ZM202 136H201V137H202ZM209 136H210V135H209ZM212 136H214L213 133H212ZM93 137H95V136H93ZM123 137H124V136H123ZM128 137H127V138H128ZM152 137H154V138H152ZM173 137H172V138H173ZM183 137L185 138V135H184ZM206 137H207V136H206ZM206 137H205L206 140H205V139H204V140L202 139L203 141H201V142H200V140H198L199 142H198L197 145H195V147H193V145H190V144H192L194 141L191 142V140H189L190 143H188V141H186V142L188 143V144H187L186 142L183 141L184 139L182 140L183 145L185 146V144H186V146H185L184 148L188 149V148H191V147H192L193 149L198 150V151H195L196 154H195L194 150H191V152L193 151L192 153L194 154L193 156H190V158H189V159L191 160V163H188L187 161H188L189 159L187 158V161H186V160L184 159L183 156L178 157V158L176 159V160H178V159L180 158L181 161H182V158H183V159L186 161V163H188V164L190 165V166H188V164H187V166H188L189 168H188V167H183L182 165L185 166L186 163H185V162H181L182 164L179 163V162H180V159H179V161L176 162V163H179V166H180V164H181V166H182V168H183V169H181V170H183V171H181V172H182V173L184 172V173H183V174L180 173V174H182V176H184V174H185V176H186V175L189 173V171H193V170H191V169L196 168L195 170L197 171V169L199 168V170L197 171L196 174H194V173L196 172V171L194 170V171H195L194 173H193V172L190 173L191 176H190V174L187 175V176H189V178H187V176H186V177L184 176V177H182V178H184V180L188 179V180H186V183L189 182V184H190V182H191V181H189V179L193 181V182H191L192 184H190V185H192V186H191V187H192V188H191L192 190L190 189V190H191V194H192V195H191V199L189 198L190 195H188V198L190 199V201L193 199V196L195 195L194 193H196V195H197L196 197H200V195L202 196L203 193H205L206 196H208V199H207V197L205 196L207 200L205 199V197H203L204 200H201V197H200V200H199V198H196L197 201H196V199H193V200L191 201V202L194 203V205H195V203H196V205L193 206V207H194V210L197 208L196 210H197V213H198L199 216H200V214H201L200 212L203 211V214H202V215H204V216L201 215V216H200V219H202L203 217H204L203 219H205V218L207 219V217L205 216L204 212L208 213L207 210H208V211L210 210V209L208 208L207 204H205V203H203V202H201V201H206V202H207L210 198H213V197H214V198H217V197H219L221 193L218 194L217 192H219V191H221V190H225V189H226V188L224 187L225 185L227 186V188L229 189V191H227V189H226V190H225L226 193H225V191H224V193L222 194L223 197H226L225 194H228V192H229L230 194H233L232 191H233L234 193L236 192V190H235L236 188H235V187H234L235 189H232L233 187H232V188L230 187L231 189L228 187V186H232V185H233V184L231 185L232 181H230V179L232 180V178L228 179L229 176L225 175V172H221V171H220L221 174L223 173L226 177H228V178H225V177L222 175V176L224 177V179H228V180L231 182L230 185H229V184H228L229 181L226 180V181L224 182V180L221 179V175L218 173V172H219V169H221V168H219V169L217 168V169H218V172H217V170L214 171V167H215L216 165L214 166L213 164H217V162L214 163V162L212 161L213 164L210 163V162H209V164H208V161H210V160L208 159L209 156L206 157V158L208 159V161H207L206 159L203 160V158H198V160L195 158V155H196V156H197V155L200 156V155H199L200 152H201V155H202V154H204V155L208 154L207 152H206V154H205V153H202V151L206 148L207 144H209V140L207 141V138H206ZM243 137H244V136H243ZM243 137L240 136V138H242V139L239 138L240 140H242V142H243ZM116 138H117V139H116ZM119 138H121V137H119ZM127 138H126V139H127ZM132 138L135 139L134 137H132ZM132 138L129 139V140H132ZM137 138H138V136H137ZM137 138H136V139H137ZM143 138H144V137H143ZM149 138H148V139H149ZM151 138L154 139V141H153ZM172 138L169 137V139H172ZM197 138H195V140H197ZM210 138H211V137H210ZM214 138H215V136H214ZM229 138H230V137H229ZM232 138H233V137H232ZM198 139H201V138H198ZM215 139H216V138H215ZM235 139H236V138H235ZM140 140H141V139H140ZM211 140H213V139H211ZM230 140H231V138H230ZM233 140H234V139H233ZM237 140H238V139H237ZM237 140H236V141H237ZM240 140H239L238 142H240ZM121 141H122V140H121ZM123 141H124V140H123ZM142 141H143V142H144V141L146 142V140H142ZM142 141H140V142H142ZM162 141H163V142H162ZM180 141H181V140H180ZM87 142H88V141H87ZM124 142H125V141H124ZM128 142H129V141H127V144H128ZM132 142H133V141H132ZM134 142H136V141H134ZM138 142H139V141H138ZM213 142H214V141H213ZM216 142H217V141H216ZM230 142H232V140H231ZM234 142H235V141H234ZM242 142H240V143H242ZM91 143H92V142H91ZM91 143H90V144H91ZM111 143H110V144H111ZM121 143H122V142H120V144H121ZM161 143H163V144L161 145ZM176 143H177V142H176ZM194 143H195V142H194ZM232 143H233V142H232ZM240 143H239V144H240ZM244 143H245V142H244ZM246 143H247V142H246ZM127 144H126V145H127ZM134 144H135V143H134ZM136 144H137V143H136ZM138 144H141V145L146 146L145 144H142V143H138ZM210 144H211V143H210ZM123 145H124V144L119 145V146L117 145L118 148H119L118 151H119V150L122 151L121 149L123 148V147H122ZM126 145L124 146V148L126 147ZM156 145H157V147H156ZM166 145H168V147H169V146L171 147L172 145H173V146H172L171 149H170V148L168 149V147H167ZM181 145H182V144H181ZM202 145H203V146H202ZM217 145H218V144H216V146H217ZM221 145H222V144H221ZM226 145H227V144H226ZM234 145H236V142H235ZM246 145H247V144H246ZM132 146H133V145H131V147H132ZM165 146H166L167 148H166ZM187 146H188V148H187ZM196 146H197V147H196ZM214 146H215V145H214ZM216 146H215V147H216ZM238 146L240 147V145H238ZM120 147H121V148H120ZM136 147H137V146H136ZM141 147H140V148H141ZM155 147H156V148H155ZM164 147L167 149V151H170V155H171L170 157L167 156L169 153H168V154H165V153H167V151H166V150H163V149H165ZM181 147H183V146H181ZM202 147H203V148H202ZM207 147L209 148V146H207ZM134 148H135V147H134ZM138 148H139V147H138ZM175 148H176V147H175ZM175 148H174V150H175ZM179 148H180V147H178V150H179ZM196 148H197V149H196ZM211 148H213V147H211ZM232 148H233V147H232ZM176 149H177V148H176ZM186 149H185V151H186L185 154L188 155V153H187L188 150H186ZM239 149H240V148H239ZM137 150H140V151H141V154H142V151H143V150H141V149H137ZM180 150H183V149L180 148ZM180 150H179V151H180ZM207 150H209V149L206 148V150H204L203 152H205V151H207ZM211 150H212V149H211ZM211 150H210V152H211ZM236 150H237V149H235L234 151H236ZM263 150H264V149H263ZM185 151H184V152H185ZM212 151H213V150H212ZM215 151H216V150H215ZM234 151H233V152H234ZM245 151H246V150H245ZM181 152H182V151H181ZM181 152H180V153H181ZM191 152H190V149H189V153H191ZM197 152H199V153L197 154ZM208 152H209V151H208ZM219 152H220V151H219ZM237 152H238V151H237ZM247 152H248V151H247ZM89 153H90V152H89ZM95 153H96V152H95ZM97 153H96V155H97ZM108 153H109V154H108ZM138 153H139V152H138ZM138 153H137V154H138ZM145 153H144V155H146ZM154 153H155V154H154ZM192 153H191V154H192ZM123 154H124V153H123ZM139 154H140V153H139ZM163 154H164V155H163ZM218 154H219V153H218ZM221 154H222V153H221ZM221 154H220L219 156H221ZM235 154H236V153H235ZM96 155H95V157H93V155H92L91 157H93V158L95 159V158H97ZM125 155H126V154H125ZM142 155H143V154H142ZM147 155H146V157H147ZM209 155H210V153H209ZM97 156H98L97 160H96V159L94 160V159H91V158H90V159H91L92 161H93V160H94V161H98V159H99V155H97ZM136 156H137V155H136ZM162 156H163V157H162ZM198 156H197V157H198ZM214 156H215V154H214ZM217 156H218V155H217ZM101 157H100V159H101ZM128 157H129V156H128ZM146 157H145V158H146ZM167 157H168V158H167ZM191 157H192V159H191ZM201 157H202V156H201ZM203 157H205V156H203ZM84 158H85V157H84ZM84 158H83V160H84ZM136 158H137V157H136ZM217 158H218V157H217ZM219 158H221V157H219ZM100 159H99V161H100ZM103 159H104V158H103ZM103 159H101V160H103ZM167 159L171 160V162H170L169 160H167ZM174 159H173V161H174ZM199 159H201V160H199ZM212 159H214V158H212ZM212 159H211V160H212ZM221 159H223V157H222ZM221 159H219V160H217V161L219 162ZM227 159H228V158H227ZM91 160H90V161H91ZM134 160H135V159H134ZM184 160H183V161H184ZM190 160H189V162H190ZM225 160H226V159H225ZM84 161H85V160H84ZM87 161H88V162H87ZM87 161H85V162L89 165V159H88V158H87ZM94 161H93V162H94ZM103 161H104V160H103ZM155 161H156L157 163H155ZM166 161H168V162L166 163ZM201 161H202V162H201ZM215 161H216V159H215ZM235 161H236V160H235ZM139 162H140V161H139ZM149 162H150V163H149ZM220 162H221V161H220ZM220 162H219V163H220ZM223 162H224V160L222 161V164H223ZM230 162H231V161H230ZM176 163H174L173 166H175ZM183 163H184V164H183ZM225 163H226V162H225ZM225 163H224V164H225ZM228 163H229V161H228ZM244 163H245V162H244ZM83 164H85V163H83ZM91 164H96V162H94V163L90 162V165H89L90 167H91ZM211 164H212V165H211ZM249 164H250V163H249ZM158 165H159V164H158ZM171 165H172V164H171ZM218 165H219V164H218ZM225 165H226V164H225ZM225 165H221V166L224 167ZM227 165H228L227 167L230 166L229 164H227ZM79 166H80V167H83L82 165H77V167H79ZM94 166H95V165H94ZM94 166H93V167H94ZM164 166H163V167H164ZM173 166H172V168H173ZM177 166H178V164L176 165V167H177ZM212 166H213V167H212ZM231 166H232V165H231ZM151 167H153V166H151ZM176 167H174V168H176ZM200 167H203L204 170H203V169L201 170ZM207 167H211V168H213L214 173L212 172V169H211V168L208 170ZM216 167H217V166H216ZM223 167H222V168H223ZM227 167H225V168H227ZM185 168H186V169H185ZM187 168H188L189 171L187 170ZM229 168H230V167H229ZM249 168H250V166H249ZM155 169H156V168H155ZM157 169H158V168H157ZM159 169H160V168H159ZM163 169H164V170H163ZM165 169H166V168H162V169H160V174H161V171L163 170V172H164ZM170 169H171V168H170ZM184 169H185L186 171H185ZM223 169H224V168H223ZM227 169H228V168H227ZM244 169H246V168H244ZM174 170H175V169H174ZM176 170H177V169H176ZM176 170H175V171H176ZM224 170H225V169H224ZM228 170H229V169H228ZM228 170H227V173H228ZM171 171H172V169H171ZM225 171H226V170H225ZM185 172H187V173H185ZM198 172H202L201 174L199 173L200 176L203 174L201 177H199V175H198L199 179H197V176H196V175L198 174ZM210 172H212V173H210ZM156 173L158 174L159 172H156ZM165 173H167V171H166ZM168 173H169V172H168ZM177 173H179V172H177ZM215 173H216V174L218 173V174L220 175V178H219L218 175H216ZM157 174H156V175H157ZM162 174H163V173H162ZM162 174H161V175H162ZM180 174H178V175H180ZM204 174H205V175L207 174V175H206V176L208 177L207 179H206V177L204 176ZM232 174H233V173H232ZM242 174H243V173H242ZM245 174H247V173H245ZM161 175H160V176H161ZM172 175H173V174H172ZM193 175H194V176H193ZM164 176H166V174H165ZM203 176H204V177H203ZM246 176H247V175H246ZM158 177H159V176H158ZM167 177H168V176H167ZM193 177H196L197 180H195ZM231 177H232V176H231ZM240 177H241V175H240ZM244 177H245V176H244ZM147 178H148V177H147ZM161 178H162V177H161ZM176 178H177V177H175V180H179V179H180L179 177H178V179H176ZM185 178H186V179H185ZM201 178H202L203 180H204V178H205V181L208 180V182H209V179H210V184H211V182H212V185H213V186H212V187H211V186H208L209 183H208L207 181H206V182L208 183V185H205V183H206L205 181H204L205 183L202 182V183H204L205 187L207 186V187H211V188H206V191L208 190L207 192H205V189L202 188V189L204 190V192H203V190H202L203 193H202V192H201L202 194L199 193V196H198V193H197V192L192 193V192H193V187H196V186H193V183H194V185H196V184H200L199 180H200ZM242 178H243V177H241V179H242ZM261 178H262V177H261ZM126 179H127V178H126ZM143 179H144V178H143ZM152 179H154V178H152ZM166 179H167V178H166ZM173 179H174V178H173ZM193 179H194V180H193ZM241 179H240V180H241ZM243 179H244V178H243ZM245 179H246V178H245ZM245 179H244V180H245ZM263 179H264V178H263ZM263 179H262V180H263ZM169 180H170V178H169ZM182 180H183V179H182ZM182 180H181V181H182ZM222 180H223L224 184L226 183V184L223 186L225 189H221V188L219 189V188H218V187H222V185H223V184H221V183H223ZM148 181H149V180H148ZM158 181H160V179H159ZM171 181H173V180H171ZM194 181H195V182L198 181V183L195 184ZM233 181H234V180H233ZM241 181H242V180H241ZM241 181H240V182H241ZM246 181H249V180L247 179V180H245L244 182H241V183H243V185H245V182H246ZM120 182H122V181H120ZM120 182H119L118 184H120ZM131 182H132V181H131ZM150 182H151V181H150ZM162 182H164V181H162ZM182 182H183V181H182ZM249 182H250V181H249ZM139 183H140V182H139ZM147 183H148V182H147ZM153 183H155V180L153 181ZM170 183H171V182H170ZM180 183H181V182H180ZM183 183H184V182H183ZM202 183H201V184H202ZM250 183H251V182H250ZM262 183H263V182H262ZM175 184H176V183H175ZM175 184H174V185H175ZM126 185H127V184H126ZM130 185H131V184H130ZM136 185H137V184H136ZM136 185H135V186H136ZM161 185H162V183H161ZM170 185H171V184H170ZM184 185H185V184H184ZM186 185H187V184H186ZM220 185H221V186H220ZM247 185H249V183H247ZM119 186H120V185H119ZM131 186H132V185H131ZM131 186H129V188H130ZM138 186H139V184H138ZM140 186H141V185H140ZM149 186H150V185H149ZM156 186H157V185H156ZM171 186H172V185H171ZM178 186L180 187L181 184H178ZM188 186H189V185H188ZM216 186H218V187H217L218 189L216 188ZM252 186H253V185H252ZM123 187H124V186H123ZM141 187H142V186H141ZM141 187H140V189H141ZM150 187H153V186H150ZM168 187H169V185H168ZM175 187L178 188V187H177V184H176ZM243 187H244V186H243ZM245 187H246V185H245ZM245 187H244V188H245ZM247 187H248V186H247ZM253 187H254V186H253ZM253 187H252V189H253ZM142 188H143V187H142ZM156 188H157V187H156ZM169 188L173 189V187H169ZM176 188L174 189V191L176 190ZM181 188H183V186L179 188V189H180V191H179L180 193L177 192V191H175V193H177V194H181ZM189 188H190V187H189ZM189 188L187 187V189H189ZM198 188H199V187H198ZM131 189H133V188H131ZM135 189H137V186H136V188H134V190H135ZM157 189H158V188H157ZM209 189L211 190L210 192H209ZM246 189H249V190L252 192V194H253V192H254V190H255V189H254V190L252 191V189H250V187H249V188H246ZM256 189H257V188H256ZM142 190H143V189H142ZM142 190H139V191L142 192ZM169 190H170V189H169ZM182 190H183V189H182ZM230 190H232V191L230 192ZM160 191H161V190H160ZM164 191H165V190H164ZM170 191H171V190H170ZM174 191H173V192H174ZM200 191H201V189H200ZM200 191H198V192H200ZM212 191H214V192H212ZM216 191H217V192H216ZM255 191H256V190H255ZM258 191H259V190H258ZM143 192H144V191H143ZM189 192H190V191H189ZM208 192L210 193V196H211V193H213V194H214V193H217V195L214 194L213 197H212V196L210 197L209 194H208ZM221 192H222V191H221ZM248 192H249V191H248ZM125 193H127V191H125ZM125 193H123V194H124V195H123L124 198H125V197H128L127 194H128V195L130 194V193L125 194ZM133 193H134V192H133ZM137 193H138V192H137ZM242 193H243V190H242ZM138 194H139V193H138ZM142 194H143V193H142ZM142 194H141V195H142ZM166 194H167V192H166ZM177 194H176V195H177ZM205 194H204V195H205ZM236 194H237V193H236ZM248 194H249V193H248ZM248 194H247V196H248ZM252 194H251V195H252ZM256 194H257V192H256ZM125 195H126V196H125ZM146 195H147V194H146ZM153 195H154V194H153ZM158 195H159V194H158ZM181 195H182V194H181ZM215 195H216V196H215ZM224 195H225V196H224ZM244 195H245V194H244ZM254 195H255V193H254ZM129 196H130V195H129ZM132 196H133V195H132ZM182 196H183V195H182ZM228 196H230V195H227V199H228ZM237 196H241V195H237ZM255 196H256V195H255ZM130 197H131V196H130ZM178 197H181V196L178 195ZM209 197H210V198H209ZM220 197H221V196H220ZM220 197H219V198H220ZM223 197H222V198H223ZM248 197L250 198V196H248ZM128 198H129V197H128ZM128 198H127V200H128ZM133 198H134V197H133ZM143 198H145V196H143ZM143 198H142V199H143ZM214 198H213V200H214ZM219 198H218V200L215 199V201H213L214 203H213L211 200H209L208 203L211 201V203H213V206L215 205V203H217L216 205L219 206V209L221 208L220 206H224L225 208L227 207V208H226L227 211H226V209L222 208V210L224 211V213H227L228 210H229L228 208H230V207L233 206L232 208H230L232 211L230 212V210H229V213H232V212H233V209L236 207V209H235L234 211H238V212H237L238 215H237V214H234V212H233V213H232V214H233V215H232L233 219H236L237 216H240L239 213H240V214L243 213L242 215H244V216L246 215L245 213H247V212H242V211L240 210L242 207H240V206L238 205V203H235V202L233 201V199H235V198L237 199L238 197H235V198L233 197V199H231V203L229 202V199L226 200V201H227V202H226V201H224V198H223V199H222V198L219 199ZM240 198H242V197H240ZM240 198H239V199H240ZM249 198H248V199H249ZM251 198H252V197H251ZM258 198L261 199L262 197H258ZM129 199H130V198H129ZM136 199H137V198H136ZM155 199H156V198H155ZM163 199H164V198H163ZM178 199H179V198H178ZM189 199H187V202H186V203H190V202H188ZM242 199H243V198H242ZM260 199H259L258 201H260ZM97 200H98V199H97ZM123 200H124V199H123ZM140 200H141V199H140ZM143 200H144V199H143ZM143 200H142V201H143ZM145 200H146V199H145ZM149 200H150V198H149ZM158 200H159V199H158ZM180 201H181V200H180ZM217 201H218V202H217ZM237 201H238V200H237ZM254 201H255V200H254ZM129 202H130V200L128 201V203H129ZM135 202H136V201H135ZM178 202H179V201H178ZM184 202H185V201H184ZM238 202H239V204H240V200H239ZM241 202H242V200H241ZM243 202H244V201H243ZM260 202H262V201H260ZM131 203H132V201H131ZM151 203H152V202H151ZM163 203H164V202H163ZM201 203H203V204L201 205ZM262 203H263V202H262ZM262 203H261L260 206H259L258 204H255V202H254L255 206L258 205L260 209H262V206H263ZM126 204H127V203H126ZM134 204H135V203H134ZM134 204H132V205H131V204H130V205L127 204V207H128V208L130 207V208L127 209V210L132 209L131 212L133 213V212H134V209L132 208V206H133ZM136 204H137V203H136ZM152 204H153V203H152ZM164 204H165V203H164ZM191 204H192V203H191ZM209 204H210V203H209ZM209 204H208V205H209ZM219 204H220V205H219ZM223 204H224V205H223ZM243 204L245 205V203H242V204H240V205H243ZM252 204H253V203H252ZM254 204H253V205H254ZM183 205H184V204H183ZM204 205H206V206H207L206 208H208V209L204 208L206 211H205V210H201V207H203ZM210 205H211V206H210ZM210 205H209V207H211V211H212V209H214V208H216V209L218 210V206H214V207H213L212 204H210ZM261 205H262V206H261ZM189 206H190V204H188V207H189ZM197 206H198V207H197ZM237 206H238V207H237ZM255 206H254V207H255ZM133 207H134V206H133ZM135 207H136V205H135ZM139 207H140V206H139ZM143 207H145V206H143ZM184 207H185V206H184ZM188 207H187V208H188ZM204 207H205V206H204ZM256 207H257V206H256ZM136 208H137V207H136ZM150 208H151V207H150ZM175 208H176V206H175ZM182 208H183V207H182ZM199 208H200V209H199ZM238 208H240V209H238ZM180 209H181V208H180ZM263 209H264V208H263ZM263 209H262V210H263ZM149 210H151V209H149ZM183 210H185V209H183ZM192 210H193V209H191V212L194 211V210H193V211H192ZM196 210H195V211H196ZM199 210H201V211H199ZM217 210H215L214 213H217V212L219 211V210H218V211H217ZM250 210H251V209H250ZM147 211H148V210H147ZM164 211H165V210H164ZM164 211H163V212H164ZM166 211H170V210H166ZM174 211H175V210H174ZM189 211H190V210H189ZM211 211H210V212H211ZM248 211H249V209H248ZM131 212H130V213H131ZM153 212H154V211H152V213H153ZM191 212H190V213L187 212L188 215H187V214H184L181 218L185 217V215H187V218H189V217H188L189 215H191V216L193 215V213H191ZM260 212H262V211H259V213H260ZM165 213H168V212H165ZM211 213H213V211H212ZM222 213H223V212H222ZM249 213H250V212H249ZM262 213H263V212H262ZM154 214H155V213H154ZM168 214H169V213H168ZM173 214H174V213H173ZM219 214H220V213H219ZM250 214H251V213H250ZM134 215H135V214H134ZM134 215H133V216H134ZM156 215H157V214H156ZM171 215H172V214H171ZM171 215H170V216H171ZM174 215H175V214H174ZM194 215H195V214H194ZM194 215H193V217H194ZM206 215H207V214H206ZM221 215H222V214L218 215V218L220 217V220H218V218H217L216 220H218L219 222H222L224 225H226L227 223H226V220H225V218H224L225 215H223L224 217H222ZM242 215L240 216L241 218L243 217ZM259 215H260V214H259ZM121 216H122V215H121ZM163 216H164V215H163ZM167 216H168V215H167ZM210 216H211V215H210ZM228 216L231 217L230 214H229ZM234 216H236V217H234ZM246 216H247V215H246ZM149 217H150V216H149ZM193 217H192V218H193ZM196 217H197V216H196ZM196 217H194V218H196ZM240 217H239V218L237 217V220H238V219L240 220ZM263 217H264V216H262V218H263ZM124 218H125V217H124ZM153 218H154V217H153ZM157 218H158V217H157ZM164 218H165V217H164ZM172 218H173V216L171 217V220H172ZM208 218H209V216H208ZM260 218H261V217H260ZM135 219H137V218H135ZM154 219H155V218H154ZM154 219H153V220H154ZM184 219H186V218H184ZM184 219H183V220H184ZM233 219H232V220H233ZM247 219H251V217H250V218L248 217ZM147 220H148V219H147ZM151 220H152V219H151ZM155 220H156V219H155ZM180 220H181V219H180ZM180 220H178V221H180ZM120 221H121V220H120ZM172 221H173V220H172ZM198 221H199V220H198ZM234 221H235V220H234ZM246 221H247V220H246ZM126 222H127V221H126ZM148 222H149V221H148ZM149 223H150V222H149ZM152 223H154V221H152ZM155 223H156V221H155ZM214 223H215V222H214ZM262 223L264 224L263 221H262ZM123 224H124V223H123ZM126 224H128V223H126ZM150 224H151V223H150ZM171 224H172V223H171ZM180 224H181V223H180ZM180 224L177 225V226L180 227ZM206 224H208V221L206 222ZM220 224H221V223H220ZM235 224H236V222H235L233 225L235 226ZM237 224H238V223H237ZM241 224H243L242 221H241ZM245 224H246V225H245ZM128 225H129V224H128ZM151 225H152V224H151ZM154 225H155V224H154ZM154 225H153V226H154ZM194 225H195V224H194ZM209 225H210V224H208V226H209ZM238 225H239V224H238ZM125 226H126V225H125ZM155 226H156V225H155ZM192 226H193V225H192ZM195 226H196V225H195ZM213 226H214V225H212V227H213ZM229 226H230V225L228 224V228H229ZM243 226L246 227V228L248 229L247 231H249V228H251V227H253L254 231L256 230V229L254 228V226L252 225V223H251V225H250V220H248L247 223L245 222L244 225H242L241 228H243ZM122 227H123V226H122ZM156 227H157V226H156ZM186 227H188V226H186ZM189 227H191V226H189ZM216 227H217V226H216ZM216 227H214V228L216 229ZM223 227H224V226H223ZM235 227H237V226H235ZM191 228H192V227H191ZM218 228H219V227H218ZM218 228H217V229H218ZM220 228H221V226H220ZM220 228H219V229H220ZM224 228H225V227H224ZM238 228H239V227H238ZM185 229H187V228H185ZM185 229H184V230H185ZM205 229H206V228H205ZM209 229H210V228H209ZM217 229H216V231H214L215 233L217 232L216 235H219L218 233H220L221 231H224V229H223V230L221 229V231H219V230L217 231ZM230 229H231V228H229V230H230ZM236 229H237V228H236ZM243 229H244V228H243ZM124 230H125V229H124ZM231 230H233V228H232ZM234 230H235V229H234ZM237 230H238V229H237ZM250 230H251V229H250ZM180 231H181V230H180ZM196 231H197V230H196ZM225 231H226V230H225ZM257 231H259V230H256L255 232H257ZM201 232H202V230H201ZM234 232H237V231L235 230ZM238 232H239V231H238ZM241 232H242V230H241ZM241 232H240V233H241ZM250 232L252 233L253 231H250ZM259 232H260V231H259ZM146 233H147V232H146ZM155 233H156V232H155ZM203 233H206V232H203ZM225 233H226V232H224V234H225ZM251 233L249 234V232H247L246 236H245L243 239H241L242 242H239L240 240L237 241L238 239L236 240L238 243H241V244H239V245L241 246V247H240V250H242L241 248H243V245H242V244H246V245H244V246H247L248 242H251V241L254 242L257 238H259V239H257V240H260V243L257 242V240H256V242H257L258 244H256V243L254 242V244H255L254 246H255L256 249H257L256 252H258V251L260 252V251H261V252L263 253V252H264V240L261 241V240H262L261 236L264 235V233L262 232L263 234L261 233L260 236L258 235V237L256 236L257 234H254V232H253V234H251ZM199 234H200V233H199ZM199 234H195L196 239H197V237L199 238V239H197V240H200V238L203 239V236H202V235H201L202 237H201V236H197V235H199ZM224 234H223V235H224ZM227 234H228V233H227ZM258 234H259V233H258ZM204 235H207V234H204ZM210 235H211V234H210ZM212 235H213V234H212ZM212 235H211V236H212ZM251 235H252V237H255V238L257 237V238H256V239H255V238H252ZM114 236H115V235H114ZM159 236H160V235H159ZM213 236H214V235H213ZM213 236H212V237H213ZM230 236L232 237V239L235 238V237L233 238V236H235L234 233H233L232 235H230ZM236 236H237V235H236ZM111 237H112V236H111ZM205 237H206V236H205ZM231 237H230V238H231ZM237 238H238V237H237ZM110 239H111V238H110ZM116 239H117V238H116ZM118 239H119V238H118ZM202 239L200 240V242L202 241ZM217 239H218V238H217ZM217 239H215V236H214V240L219 241V240H217ZM203 240H204V239H203ZM214 240H213V241H214ZM118 241H119V240H118ZM216 241H214V242H216ZM236 241H234V242H236ZM202 242L204 243V241H202ZM202 242H201V244H203ZM205 242H206V240H205ZM211 242H212V241H211ZM237 242H236V243H237ZM118 243H119V242H118ZM216 243H218V242H216ZM219 243H220V242H219ZM225 243H226V242H225ZM238 243H237V244H238ZM180 244H182V243H180ZM209 244H210V243H209ZM212 244H214V243H212ZM210 245H211V244H210ZM225 245H226V244H225ZM225 245L223 246V244H222V246L225 247V249H226L227 246H225ZM233 245H235V244H233ZM250 245L252 246V244H250ZM165 246H166V245H165ZM254 246H253V247H254ZM168 247H169V246H168ZM180 247H181V246H180ZM182 247H183V249L181 248V250H182L183 252L187 250L186 247H185L186 250L184 249V246H183V245H182ZM220 247H221V245H220ZM248 247H249V246H248ZM253 247H250V249H248V251H246V252H247L248 254L253 253V252H250V250L253 249ZM255 247H254V249H255ZM208 248H209V247H208ZM228 248H229V247H228ZM228 248H227V249H228ZM209 249H210V248H209ZM212 249L215 250V247L212 248ZM222 249L224 250V248H222ZM222 249H221V250H222ZM234 249H235V247L233 248V250H234ZM236 249H237V246H236ZM238 249H239V247H238ZM216 250H217V249H216ZM216 250H215V252H216ZM218 250H219V248H218ZM218 250H217V253L219 252ZM230 250H231V249H230ZM245 250H246V249L244 248V250L241 251L242 253H241V252H238V251H237V252L235 251V252H236V254H242V255L244 256V255H246V254H244V253H246V252H244ZM162 251H163V249H162ZM228 251H229V249H228ZM228 251H227V252H228ZM165 252H166V251H164L163 253L166 254ZM207 252H208V251H207ZM211 252H212V251H211ZM215 252H214V253H215ZM220 252H221V251H220ZM220 252H219V253H220ZM229 252H230V251H229ZM235 252L233 251L232 253H235ZM259 252H258L257 254H259ZM188 253H189V252H188ZM214 253H212L213 255L211 254L212 257H213L214 255L216 256V253H215V254H214ZM223 253H224V251L221 252V254H223ZM164 254H163V255H164ZM184 254H185V256H186L187 253H184ZM197 254H198V253H197ZM236 254H235V255L232 254V256L234 255L233 257H236ZM163 255H162V252H161V256H162V257H163ZM166 255H168V254H166ZM198 255H199V254H198ZM224 255H227V254H224ZM255 255H256V253H254V256H255ZM164 256H165V255H164ZM218 256H219V255H218ZM232 256H230V257H232ZM259 256H260V255H259ZM230 257H229V258H230ZM248 257H249V256H248ZM255 257H256V256H255ZM118 258H119V257H118ZM126 258H127V257H126ZM164 258H165V257H164ZM223 258H224V257H223ZM240 258H241V257H240ZM240 258H239V255H238V259L236 258L235 260H237V261H235V262H237L238 264H242V263H243V260H242V259L245 260V258H247V257H245V258L243 257V258L241 259L242 261L240 260ZM260 258H261V257H259V259H260ZM119 259H121V258H119ZM168 259H169V257H168ZM170 259H171V258H170ZM187 259H189V256H188ZM192 259H193V258H192ZM192 259H189V260H192ZM224 259H225V258H224ZM253 259H256V258H253ZM131 260H132V259H131ZM204 260H205V259H204ZM204 260H203V261H204ZM248 260H249V258H248ZM257 260H258V259H257ZM260 260H261V259H260ZM127 261H128V260H127ZM132 261H133V260H132ZM225 261H226V260H225ZM228 261H229V260H228ZM232 261H234V260H232ZM238 261H239V262H238ZM107 262H108V261H107ZM129 262H130V261H129ZM188 262H189V261H188ZM190 262H191V261H190ZM192 262H193V260H192ZM245 262L248 264L249 261H245ZM116 263H117V262H116ZM134 263H135V262L133 261V264H134ZM167 263H168V262H167ZM167 263H166V264H167ZM193 263H194V262H193ZM204 263H205V262H204ZM231 263H232V262H231ZM249 263H252V262H249ZM253 263L255 264L256 262L254 261ZM253 263H252V264H253ZM111 264H112V263H111ZM127 264H129V263L127 262ZM130 264H131V263H130ZM135 264H136V263H135ZM168 264H169V263H168ZM190 264H192V263H190ZM194 264H195V263H194ZM213 264H214V263H213ZM217 264H218V263H217ZM243 264H244V263H243Z\"/></svg>", "mask_w": 264, "mask_h": 264}]
</instances>
